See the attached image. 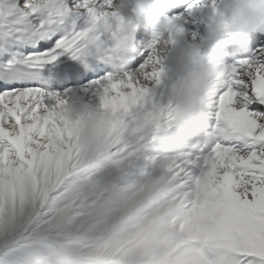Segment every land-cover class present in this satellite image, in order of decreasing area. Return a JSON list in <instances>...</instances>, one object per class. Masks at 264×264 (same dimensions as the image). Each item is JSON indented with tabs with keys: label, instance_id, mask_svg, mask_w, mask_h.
<instances>
[{
	"label": "snow or ice",
	"instance_id": "snow-or-ice-1",
	"mask_svg": "<svg viewBox=\"0 0 264 264\" xmlns=\"http://www.w3.org/2000/svg\"><path fill=\"white\" fill-rule=\"evenodd\" d=\"M116 4L0 0V264H264V44L225 65L204 133L168 152L160 38L126 58ZM182 19L164 18L168 44ZM65 57L80 70L54 80ZM74 84L111 115L103 159L82 158L63 118Z\"/></svg>",
	"mask_w": 264,
	"mask_h": 264
},
{
	"label": "clouds",
	"instance_id": "clouds-1",
	"mask_svg": "<svg viewBox=\"0 0 264 264\" xmlns=\"http://www.w3.org/2000/svg\"><path fill=\"white\" fill-rule=\"evenodd\" d=\"M189 0H117L116 11L126 19L122 33L131 34L140 27L160 38V55L168 49L167 30L163 20L173 7L185 6ZM219 15L198 44H183V33L174 49L180 77L171 88L170 119L158 124L163 148L172 153L187 149L205 131L210 98L224 81L227 53L224 38L237 48L246 46L260 22L264 6L260 0H221ZM97 37L88 38L89 56L98 51ZM130 39L118 42L117 51L131 48ZM73 139L85 160L103 159L109 151L113 135L111 115L73 95L62 109Z\"/></svg>",
	"mask_w": 264,
	"mask_h": 264
},
{
	"label": "bare ground",
	"instance_id": "bare-ground-1",
	"mask_svg": "<svg viewBox=\"0 0 264 264\" xmlns=\"http://www.w3.org/2000/svg\"><path fill=\"white\" fill-rule=\"evenodd\" d=\"M219 2H220V0H215V4H217ZM190 3H192V1L189 0L188 4H190ZM212 3H213V0H203V3L200 6V8L198 10L194 11L191 15L187 14V12H186V8L188 6V4H187L185 6H181V8L178 11H175L173 13L168 14V16H182V18H183L182 22H184L187 25L191 40L194 41L195 43H198V40L200 39V36H201V29H200L201 28V17L204 13V8L206 5L212 4ZM140 30H141L140 42H141L142 49H143L147 45L148 41L150 40L151 33L149 30H147L143 27H140ZM262 44H264V43H262ZM257 46H253V47L249 48L245 55H239L237 57L227 59L226 62L232 63L235 60L249 56L252 53L253 49ZM68 62H70V60L67 57H65V58H63L62 62L58 63V65L53 67V68L60 67V66L63 67V65H65ZM83 87H85V85L75 86L76 95L79 97H82L86 102L91 103L93 106H96L98 103V100L95 98L94 92H92L91 90L81 91L80 89ZM171 88H172V86L168 89L159 90V92L161 94V100L165 104L171 98Z\"/></svg>",
	"mask_w": 264,
	"mask_h": 264
}]
</instances>
